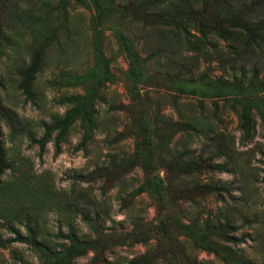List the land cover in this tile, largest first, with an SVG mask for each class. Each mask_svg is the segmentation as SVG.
Instances as JSON below:
<instances>
[{"label":"rangeland","instance_id":"rangeland-1","mask_svg":"<svg viewBox=\"0 0 264 264\" xmlns=\"http://www.w3.org/2000/svg\"><path fill=\"white\" fill-rule=\"evenodd\" d=\"M122 2L0 0V264H264V83L228 84L264 52H194Z\"/></svg>","mask_w":264,"mask_h":264},{"label":"trees","instance_id":"trees-1","mask_svg":"<svg viewBox=\"0 0 264 264\" xmlns=\"http://www.w3.org/2000/svg\"><path fill=\"white\" fill-rule=\"evenodd\" d=\"M116 6V5H115ZM127 14L131 20L137 24L145 26H164L177 31L184 39H187L189 46L194 52H201L207 56H212V52L206 50L211 47L217 49V43L223 41L228 44V48L236 56L232 61H236L240 52H254L256 50L264 52V0H125L116 6ZM105 15L101 6L97 9L96 23L99 25ZM125 49L130 58V67L135 71L136 65L132 50L126 44ZM36 66V61L32 63V68ZM193 75L192 69L186 71ZM239 76L232 74L231 81H224L233 85L234 88H241L243 82H249L251 85L263 84L264 76L259 77L257 67L251 69L250 77L246 76L244 69H241ZM33 70H30V76ZM202 79H208V70L202 74ZM181 93L194 95L193 90L181 89ZM82 114L88 121H91V115L86 107L82 104L74 110ZM249 115L244 116L243 130L246 135H250L252 124ZM166 124V123H165ZM69 125V118H65L56 124L55 127L64 130ZM176 126V123H167V126ZM172 128V127H171ZM51 128L47 127L45 135L36 141L40 152L44 151L46 143L50 140ZM63 134V133H62ZM47 138V139H46ZM61 137L54 142V154L57 156L61 153ZM230 148L226 142L217 145L214 156H226ZM200 162V163H199ZM198 164L201 171H215V168H221L223 164L215 165L213 160L206 161L200 157ZM207 162V163H206ZM164 183L165 180L159 179ZM195 186L201 187L195 183ZM12 242H21L31 245L44 257H51L54 254L44 244L37 239H28L16 236ZM240 258V256H239Z\"/></svg>","mask_w":264,"mask_h":264}]
</instances>
